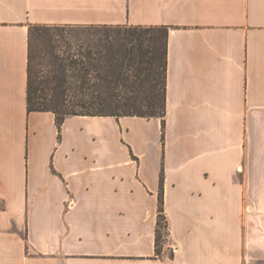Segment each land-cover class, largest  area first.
Here are the masks:
<instances>
[{"label":"crops","instance_id":"1","mask_svg":"<svg viewBox=\"0 0 264 264\" xmlns=\"http://www.w3.org/2000/svg\"><path fill=\"white\" fill-rule=\"evenodd\" d=\"M30 25L166 27L163 129L74 115L58 135L52 113H29ZM160 176L173 254L156 258ZM251 262H264V0H0V264Z\"/></svg>","mask_w":264,"mask_h":264},{"label":"trees","instance_id":"2","mask_svg":"<svg viewBox=\"0 0 264 264\" xmlns=\"http://www.w3.org/2000/svg\"><path fill=\"white\" fill-rule=\"evenodd\" d=\"M166 27L30 25L26 105L50 112L60 133L67 116L160 118L166 109ZM163 144V133L161 138ZM162 176L155 227L161 257Z\"/></svg>","mask_w":264,"mask_h":264},{"label":"rangeland","instance_id":"3","mask_svg":"<svg viewBox=\"0 0 264 264\" xmlns=\"http://www.w3.org/2000/svg\"><path fill=\"white\" fill-rule=\"evenodd\" d=\"M162 119V117H160ZM161 251L166 248L165 254L169 257L173 254V247L169 243L168 229L164 226V220L161 219ZM169 248V249H167ZM249 264H264V262H251Z\"/></svg>","mask_w":264,"mask_h":264}]
</instances>
